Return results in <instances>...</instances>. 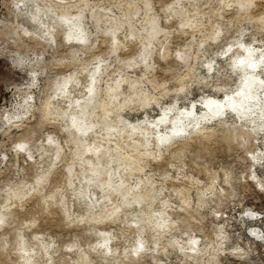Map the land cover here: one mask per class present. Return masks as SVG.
I'll return each mask as SVG.
<instances>
[{
  "label": "rangeland",
  "instance_id": "1",
  "mask_svg": "<svg viewBox=\"0 0 264 264\" xmlns=\"http://www.w3.org/2000/svg\"><path fill=\"white\" fill-rule=\"evenodd\" d=\"M40 1L49 40L23 34L9 12L22 1L0 0V264H264L262 128L228 114L164 139L151 123L237 93L243 51L222 53L264 46V0ZM71 72L83 137L56 97Z\"/></svg>",
  "mask_w": 264,
  "mask_h": 264
},
{
  "label": "bare ground",
  "instance_id": "2",
  "mask_svg": "<svg viewBox=\"0 0 264 264\" xmlns=\"http://www.w3.org/2000/svg\"><path fill=\"white\" fill-rule=\"evenodd\" d=\"M20 1L24 4L23 8L9 12H13V15L15 14L14 18H16L17 24L24 29L23 34H32V32H34L44 39L49 40L52 38L53 35L49 29L50 27H47L48 25L45 27L46 24L44 25L43 20L40 17V14H45L42 12L49 10L50 7L40 0ZM59 19L66 25L65 29L67 28V32L65 35L69 40L72 39L73 43L78 45L85 40L84 30L77 21L75 15L64 14L59 16ZM240 49L243 51V55L236 59H234L235 57L233 58L234 65L238 64L243 66H241L242 77L240 79V87L237 89V93L227 94L225 100L214 97L203 99L199 102V107L201 108L202 113L195 110V108H197L195 102H192L189 107L184 109L181 107L175 109H162L161 115L151 121V123L153 126L156 125L159 127L162 132H166L165 135H162L164 139L168 138L167 135L171 136L172 133H174L176 136V134L180 132L184 133L189 129L201 133L205 129L204 124H208L215 117L219 118L228 114L235 115L240 120L243 119L245 122H252L259 129H264V46L252 47L239 43L238 48L234 49V45L230 44L228 50L224 51L222 55L227 52L230 53L229 56L232 58L234 51ZM72 72L68 76L62 77V83L58 86L56 97L60 98L62 102L66 104L67 110L71 111H66L67 114L65 113V116H67V119L69 120L68 128L72 127L76 132H81V137H83L92 124H86V119L89 117L88 101L86 100L87 102H85L86 98H84L86 95L81 97L82 104L76 102L75 87L78 88L79 83H77V79L74 78ZM19 91L20 90H18V92ZM49 106L50 104H47V109ZM21 126V123H15L9 129L7 134L11 135L10 132L14 128H20Z\"/></svg>",
  "mask_w": 264,
  "mask_h": 264
},
{
  "label": "clouds",
  "instance_id": "3",
  "mask_svg": "<svg viewBox=\"0 0 264 264\" xmlns=\"http://www.w3.org/2000/svg\"><path fill=\"white\" fill-rule=\"evenodd\" d=\"M262 131H264V130H262ZM249 132L253 136L256 134V130H254V129H251V130L246 129L245 130V133H249ZM237 139L240 141L239 147L242 150L246 149L249 137L247 135H240L237 137ZM23 148H26V146H23ZM245 156H247V158L252 161L253 166H255L257 164V160L255 159V157L253 156V154L250 151H245ZM250 171H251V169H250ZM249 179L255 180V174L252 177H249ZM257 187H258L259 191L264 192V187H261L259 185ZM260 212H264V207H261L258 209L257 215H259ZM251 226L252 225H248V227H251ZM187 235H188V241H187L186 246H184L182 248V252L185 254V256L188 259H195L196 257H199L202 254L203 249H201L199 247L200 242L198 239L195 238L194 233H187ZM189 253L191 255H189Z\"/></svg>",
  "mask_w": 264,
  "mask_h": 264
},
{
  "label": "flooded vegetation",
  "instance_id": "4",
  "mask_svg": "<svg viewBox=\"0 0 264 264\" xmlns=\"http://www.w3.org/2000/svg\"><path fill=\"white\" fill-rule=\"evenodd\" d=\"M9 8H10V7H9ZM11 8L13 9V5H12V7H11ZM0 57H1V58H3L1 55H0Z\"/></svg>",
  "mask_w": 264,
  "mask_h": 264
}]
</instances>
